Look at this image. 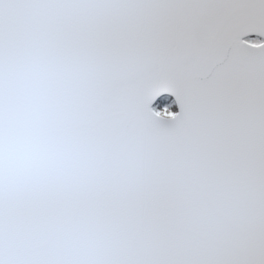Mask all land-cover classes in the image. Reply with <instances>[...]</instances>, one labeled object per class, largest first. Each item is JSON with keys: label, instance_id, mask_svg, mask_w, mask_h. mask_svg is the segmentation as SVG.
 I'll use <instances>...</instances> for the list:
<instances>
[{"label": "snow or ice", "instance_id": "snow-or-ice-1", "mask_svg": "<svg viewBox=\"0 0 264 264\" xmlns=\"http://www.w3.org/2000/svg\"><path fill=\"white\" fill-rule=\"evenodd\" d=\"M0 264H264V0H0Z\"/></svg>", "mask_w": 264, "mask_h": 264}]
</instances>
